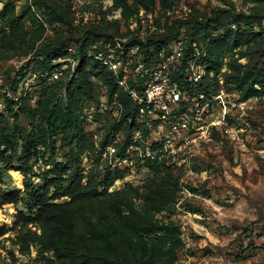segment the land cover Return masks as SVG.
<instances>
[{"label":"rangeland","instance_id":"obj_1","mask_svg":"<svg viewBox=\"0 0 264 264\" xmlns=\"http://www.w3.org/2000/svg\"><path fill=\"white\" fill-rule=\"evenodd\" d=\"M49 1L67 5L71 24L54 22L51 12L34 4V0H27L24 4L0 0V10L10 3L15 6L16 15H20L24 5H32L45 28L43 38L36 46L55 42L69 48L70 57L54 61L53 76L59 77L66 71L65 79L72 77L80 62L76 53L79 43L87 31L100 23L104 24L105 36L88 49V54L95 58L96 52L102 50L113 63L120 65L119 74L127 76L130 87L135 83L137 68L143 64L152 68L157 60L162 59L171 70L178 65L179 59L182 58V64L186 59L204 74L200 84L188 92L192 102L199 105L194 106L192 114L199 117L203 128L177 134L170 125H153L151 128L145 123L146 119L133 118L130 99L120 92L111 97L103 75L88 67L96 89L95 100L84 105L82 119L95 148L82 155L85 173L92 170L103 177L114 176L120 171L123 176L115 180L110 191L122 190L128 184L141 185L150 174L146 160L149 154L154 155V142H163L167 137L174 139L175 143L182 141L184 145L179 147V154L165 158L185 184L183 198L172 216L181 227L184 241L180 264L264 263V96L244 99V94L230 81L228 67L230 60L254 66L258 58L257 62L262 66L264 50L254 46L247 52V57L239 59L236 52L225 47L212 48L208 41L201 46L194 44V50L187 54L190 39L187 25H183L176 36L161 38L166 34V19H170L171 25L174 21L199 17V13H210L218 6L264 15V0H169L170 8L164 9L159 3L148 9L142 7L138 15L129 20L112 7L113 0ZM22 28L29 34L36 31V26L27 20ZM255 30L264 35V22L262 27L255 26ZM19 34L20 31L8 26L0 32V112L7 115L4 97L28 95L35 105L45 77L31 62L34 59V50L30 48L32 41L28 44L20 42ZM152 38L158 41L156 48L131 45L133 41L144 42ZM211 52H214L213 56ZM216 55L220 56L222 66L218 72H208L210 63L206 59ZM241 69L245 71L247 68ZM16 82L19 83L17 87ZM204 85L208 86V92L203 90ZM123 90L130 95L128 90ZM201 93L203 99H200ZM21 121L28 126L25 116H21ZM133 123L137 127L129 130ZM188 138L190 142L186 143ZM68 151L66 148L60 153ZM40 166L44 167L43 161L37 164L36 173L44 169ZM2 168L0 231L5 229L6 232L0 236V264H69L58 259L52 250L42 248L38 239L43 233L41 224H23L20 212L28 213L23 200L1 203L3 192L24 190L26 180L21 171L6 169L4 165ZM32 179L40 182L38 177ZM65 200L67 198L57 201ZM27 234L37 241L28 238L23 246L20 237ZM21 247L25 250L22 251Z\"/></svg>","mask_w":264,"mask_h":264},{"label":"trees","instance_id":"obj_2","mask_svg":"<svg viewBox=\"0 0 264 264\" xmlns=\"http://www.w3.org/2000/svg\"><path fill=\"white\" fill-rule=\"evenodd\" d=\"M157 3L164 9L171 7L169 0H113L112 7L129 20L138 15L142 7L148 9ZM34 4L50 11L54 22L71 24L67 5L60 6L49 0H34ZM22 11L16 15L15 6L6 4L0 10V32L8 26L20 31V42L28 44L32 41L30 48L34 50V59L31 62L45 77L35 105L28 95L4 97L8 115L0 112V174L4 165L6 169L21 171L26 180L24 190L3 192L1 203L23 200L28 210L27 214L20 212L23 224H41L43 233L38 239L42 248L52 250L65 263L180 264L184 241L181 227L172 216L183 198L185 184L165 158L148 156L146 167L150 174L145 182L128 184L116 191H110V188L117 178L123 176L120 171L114 176L100 177L92 170L85 173L82 167V155L95 148L82 119L84 105L95 100L96 91L87 68L93 67L103 75L111 97L120 92L130 99L133 118L138 111L137 103L119 85L116 74L88 54V49L105 36L104 24L100 23L86 32L77 47L79 65L67 80L66 71L56 77L53 70L55 60L71 56L69 48L55 42L36 46L43 38L45 28L32 5H24ZM199 15L174 21L171 25L170 19H166V34L161 38L176 36L181 27L187 25L190 30L187 54L194 50V44L201 46L208 41L212 48L225 47L236 52L239 59L247 57V52L254 46L264 50V35L255 30V26H263L264 15L222 6ZM25 20L35 25L36 31L30 34L24 31ZM157 43L152 38L144 42L133 41L131 45L156 48ZM258 59L254 66L241 65L237 60L228 63L230 81L244 94V99L264 96V64L259 66ZM206 60L210 63L208 72L220 70L222 62L219 55ZM241 67L247 69L242 71ZM18 84L16 82L15 86ZM203 90L208 92V86L204 85ZM21 116L27 118L28 126L22 123ZM136 127L133 123L128 129ZM66 148L69 151L61 154L60 151ZM40 161L44 164L40 168L44 169L36 173L35 168ZM34 177H38L40 182L32 181ZM62 198L67 200L57 201ZM5 232V229L0 231V236ZM28 238L37 241L29 234L22 235L20 241L23 246Z\"/></svg>","mask_w":264,"mask_h":264},{"label":"built area","instance_id":"obj_3","mask_svg":"<svg viewBox=\"0 0 264 264\" xmlns=\"http://www.w3.org/2000/svg\"><path fill=\"white\" fill-rule=\"evenodd\" d=\"M14 1L19 4L27 2V0ZM94 56L116 74L120 86L129 91L133 101L138 105L136 116L139 119H146L145 123L151 128L153 125H158V127L170 125V129L177 134L179 132L186 134L188 131L197 132L200 127L203 128V124L201 125L198 121L199 117H194L192 114L194 106L198 107L199 105L188 97L189 89L199 85L204 78L199 67L195 68L187 60L184 63V59L182 64V58L178 60V65L174 70H171L170 65L163 59L157 60L156 65L152 68L143 64L137 68L138 73L134 76L135 83L130 87L127 76L124 73L119 74L120 65L113 63L102 50L97 51ZM203 98L204 94L201 93L200 99ZM200 107L205 108L204 106ZM162 141L154 142V155L149 154L148 156H157L159 159L170 158L179 154V147L184 145L182 141L175 143L174 139L170 137ZM185 142L189 143L190 139L188 138Z\"/></svg>","mask_w":264,"mask_h":264}]
</instances>
